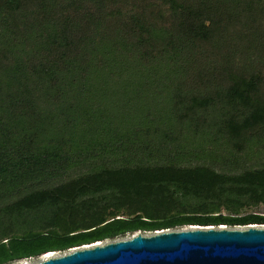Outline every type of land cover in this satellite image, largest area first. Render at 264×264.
Masks as SVG:
<instances>
[{"label": "trees", "instance_id": "trees-1", "mask_svg": "<svg viewBox=\"0 0 264 264\" xmlns=\"http://www.w3.org/2000/svg\"><path fill=\"white\" fill-rule=\"evenodd\" d=\"M189 78L217 84L201 107L222 113L217 157L240 137L264 152V0H0V264L139 231L264 224L238 217L264 204V163L135 159L192 156L186 131L203 125Z\"/></svg>", "mask_w": 264, "mask_h": 264}, {"label": "water", "instance_id": "water-1", "mask_svg": "<svg viewBox=\"0 0 264 264\" xmlns=\"http://www.w3.org/2000/svg\"><path fill=\"white\" fill-rule=\"evenodd\" d=\"M36 264H264V228L198 226L153 235L139 233Z\"/></svg>", "mask_w": 264, "mask_h": 264}, {"label": "rangeland", "instance_id": "rangeland-1", "mask_svg": "<svg viewBox=\"0 0 264 264\" xmlns=\"http://www.w3.org/2000/svg\"><path fill=\"white\" fill-rule=\"evenodd\" d=\"M229 46V45H228ZM224 47L218 46V50L215 51L216 55L214 56L219 62L223 61V57L225 56V53H227V51L225 50L223 52V54H221V51L224 50ZM252 64V63H251ZM252 65H247V67L251 68ZM207 80V81H206ZM185 86V94L187 92H191V97L189 99V102H193V104L191 103V105H193V109L195 111V113L198 115H202V117L200 118L202 121L200 123H202L203 127L201 128L202 130H200L198 133H193L189 134L188 131H186V135L188 136L189 143H187L188 146V151L189 152H194L191 155H187L185 157L182 158H177L175 159L177 156L176 154L178 153L177 149L175 156H171L169 155V152L171 150H168V153L166 154V156L164 157L163 155L161 156V154H156L153 157H150L149 155L146 156H142V157H135V159H139L142 160L143 162H152L155 164H164L165 161H176L178 162L181 166H188V167H196V166H212L215 165V167L217 168L218 171L220 172H226V173H240L243 172L247 169H258L261 168V166L264 163V152L261 150V148L259 149L255 143L250 144L249 142H244V138L240 137L238 139V141H233V149H234V154L233 156L229 158V156L227 155V153H225V157L224 156H219L217 157V153H216V147L218 146L216 144V141L214 142H210V140L212 139V136L214 135V121L215 118L219 119L222 115V113L213 109H204L201 108L203 107V105L206 103V99H207V94L211 92H214L216 90V83H210L208 82V79H194V78H189L186 79L185 82L183 83ZM187 87V88H186ZM129 96H133V93L130 92ZM135 96H140L139 94H135ZM185 98H187V95L184 96ZM185 100V99H184ZM186 102V100H185ZM175 104H178L175 101ZM204 130V131H203ZM184 134V133H183ZM189 134V135H188ZM185 135V134H184ZM209 135V136H208ZM211 137V139H210ZM245 138H249V136H244ZM173 142V141H172ZM216 144V145H215ZM173 147H176V144H173ZM201 147H204L203 149L206 150V152H210L213 151L212 156L208 153V154H204L203 155H199L200 152H202V149H200ZM230 150V149H229ZM225 151V150H222ZM262 151V152H261ZM156 152V151H155ZM199 152V153H198ZM164 153V152H163ZM205 153V152H203ZM127 158L128 156H124L123 158H120V161L123 162H127ZM132 159H134V155L131 156ZM125 159V160H123ZM116 160L111 161L112 163L115 162ZM100 163V161H99ZM92 168V165L90 163L88 164H84L82 165L79 169L80 170H75L77 172H84L86 170H89ZM72 171V172H75ZM222 215L225 217H237V216H231L229 213H227L226 211L222 212ZM250 215H256V216H260V217H264V204L258 206V207H247L245 209L242 210V212L240 213V215L238 217H245V216H250ZM258 227V228H264V224H252V225H246V226H235V227H229V226H220V227H215V228H228V229H246L248 227ZM191 227H198V226H185V227H180L177 229H174L172 231H178V230H184V229H189ZM202 227V226H199ZM167 231V230H165ZM158 232V231H157ZM157 232H143V231H139L136 233H128L125 237L119 238L117 240H121V239H129L130 237H132L133 235L136 234H143V235H153ZM162 232V231H159ZM115 241V240H114ZM110 242L109 240L104 241V242H98V243H107ZM97 244V243H95ZM92 244V245H95ZM91 246V245H88ZM85 247V246H82ZM79 247V248H82ZM77 248L71 249L69 251L66 252H54L51 254H46L43 255L41 257H37V258H31V259H25V260H21L18 262H14L12 264H36L39 263L41 261H43L47 256L51 255L54 257L57 256H61L64 255L66 253H69L70 251H73Z\"/></svg>", "mask_w": 264, "mask_h": 264}, {"label": "bare ground", "instance_id": "bare-ground-1", "mask_svg": "<svg viewBox=\"0 0 264 264\" xmlns=\"http://www.w3.org/2000/svg\"><path fill=\"white\" fill-rule=\"evenodd\" d=\"M97 244H100V243H97ZM51 254V253H50ZM51 258H53V256H51V255H49V256H47L44 260H46V259H51ZM55 258V257H54Z\"/></svg>", "mask_w": 264, "mask_h": 264}, {"label": "crops", "instance_id": "crops-1", "mask_svg": "<svg viewBox=\"0 0 264 264\" xmlns=\"http://www.w3.org/2000/svg\"><path fill=\"white\" fill-rule=\"evenodd\" d=\"M182 88H184L185 89V86H182ZM187 88V87H186Z\"/></svg>", "mask_w": 264, "mask_h": 264}]
</instances>
